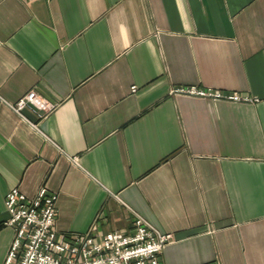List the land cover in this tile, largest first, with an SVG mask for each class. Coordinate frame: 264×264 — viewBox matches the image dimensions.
<instances>
[{
  "label": "crops",
  "instance_id": "obj_1",
  "mask_svg": "<svg viewBox=\"0 0 264 264\" xmlns=\"http://www.w3.org/2000/svg\"><path fill=\"white\" fill-rule=\"evenodd\" d=\"M30 88L57 104L28 121ZM42 185L59 232L138 213L163 264H264V0H0V264L5 195Z\"/></svg>",
  "mask_w": 264,
  "mask_h": 264
},
{
  "label": "built area",
  "instance_id": "obj_2",
  "mask_svg": "<svg viewBox=\"0 0 264 264\" xmlns=\"http://www.w3.org/2000/svg\"><path fill=\"white\" fill-rule=\"evenodd\" d=\"M131 90H135V86ZM171 90L227 101L256 102L259 98L238 91L194 85ZM56 104L30 88L10 106L28 120L23 108L43 118ZM31 124L37 127L36 123ZM56 198V193L45 185L34 195L25 194L18 187L8 191L5 208L9 216L5 224L14 227L15 232L2 264H163L159 254L166 244L174 241L172 232L161 231L138 213L134 214L127 231L115 229L100 236L91 231L59 232L55 226Z\"/></svg>",
  "mask_w": 264,
  "mask_h": 264
}]
</instances>
